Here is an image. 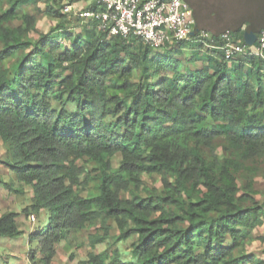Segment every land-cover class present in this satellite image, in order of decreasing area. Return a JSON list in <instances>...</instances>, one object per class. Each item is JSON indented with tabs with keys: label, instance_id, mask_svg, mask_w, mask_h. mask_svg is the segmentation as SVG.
Returning <instances> with one entry per match:
<instances>
[{
	"label": "trees",
	"instance_id": "1",
	"mask_svg": "<svg viewBox=\"0 0 264 264\" xmlns=\"http://www.w3.org/2000/svg\"><path fill=\"white\" fill-rule=\"evenodd\" d=\"M55 1L0 0V166L17 186L0 185L29 187L21 212L45 213L27 235L41 253L33 264H52L87 228L101 232L91 248L108 242L79 264H264V61L224 60L217 36L155 49ZM41 13L55 22L47 32ZM229 33L256 46L240 27ZM16 217L0 216V239L23 234ZM254 243L260 257L245 249Z\"/></svg>",
	"mask_w": 264,
	"mask_h": 264
},
{
	"label": "built area",
	"instance_id": "2",
	"mask_svg": "<svg viewBox=\"0 0 264 264\" xmlns=\"http://www.w3.org/2000/svg\"><path fill=\"white\" fill-rule=\"evenodd\" d=\"M95 9L85 10L63 6L62 12L72 14L83 21H94L97 29L108 35L126 38L137 36L153 48L181 41H192L211 47L217 36L222 45L223 58L230 61L233 57L255 54L264 61V30L256 36V46L251 49L233 42L229 31L209 35L196 29L193 11L184 0H90ZM214 48V47H213ZM33 219V217H32Z\"/></svg>",
	"mask_w": 264,
	"mask_h": 264
},
{
	"label": "rangeland",
	"instance_id": "3",
	"mask_svg": "<svg viewBox=\"0 0 264 264\" xmlns=\"http://www.w3.org/2000/svg\"><path fill=\"white\" fill-rule=\"evenodd\" d=\"M60 7L62 4H68L71 7L84 9L88 6L90 0H56L54 3H58ZM81 6V7H80ZM42 7V6H40ZM26 10L34 9L29 7ZM62 14H65L60 10ZM69 15V14H68ZM39 20L37 22V29L39 32H47L53 25L54 21H51L46 15L38 14ZM71 19V18H70ZM86 21L81 22L85 23ZM80 24V23H79ZM79 30V26L76 31ZM3 146L0 141V159L3 157ZM114 166H116V160L114 161ZM0 175L3 182L7 183L8 186L15 188L17 186V181L14 176L7 172L6 169L0 166ZM143 184L145 187L151 189H161V184L159 177L153 176H143ZM255 189L257 191L256 199L262 202L264 200V178L258 176L255 179ZM31 190L29 187L24 188V195H14L11 191L9 192L4 186L0 185V216L6 212L17 213L16 221L19 229L23 231V234L14 239L1 238L0 239V253L3 257L1 258L2 264H33V259L38 260L41 257V253L38 251L35 243H29L27 235L35 233L40 227L44 226L46 223V216L44 212H40L37 215H30L26 217L21 211L30 203ZM33 217V219H32ZM101 232L96 228L85 229L78 234H74L70 239V244L67 242H61L56 247V256L54 257L52 264H79L87 259L89 252L99 253L105 250V243L96 244L94 248L90 246L89 236L95 233ZM113 232V230H112ZM111 232V233H112ZM258 234H264V225L258 230ZM126 244L118 245L123 252V260L127 259L128 253L126 251ZM246 251H252L256 256L260 257V245L259 243H254L251 246H247ZM35 262V261H34Z\"/></svg>",
	"mask_w": 264,
	"mask_h": 264
},
{
	"label": "crops",
	"instance_id": "4",
	"mask_svg": "<svg viewBox=\"0 0 264 264\" xmlns=\"http://www.w3.org/2000/svg\"><path fill=\"white\" fill-rule=\"evenodd\" d=\"M184 1L192 8L196 29L204 31L209 35H217L225 31H232L238 27L245 30L260 17H264V0H215L213 10L208 12V17L210 19L216 18L218 21L216 24L219 23L220 26L212 28L209 23H205V25L201 26L204 17L202 5L204 4H202L200 0ZM87 4L89 5L91 2ZM1 254L0 256L2 258L3 256ZM0 264H2V262H0Z\"/></svg>",
	"mask_w": 264,
	"mask_h": 264
},
{
	"label": "water",
	"instance_id": "5",
	"mask_svg": "<svg viewBox=\"0 0 264 264\" xmlns=\"http://www.w3.org/2000/svg\"><path fill=\"white\" fill-rule=\"evenodd\" d=\"M202 2L203 9H204V17L201 23V26L205 25V23H209L212 28L219 27L220 24H216L217 19H210L208 17V12L213 10V5L215 0H200ZM261 28H264V17H260L257 21H255L251 26L245 29L244 39L248 46H251L254 41H256L255 33L258 32Z\"/></svg>",
	"mask_w": 264,
	"mask_h": 264
}]
</instances>
